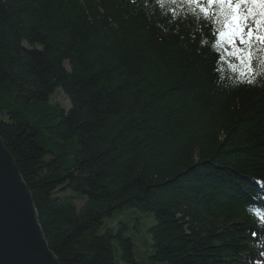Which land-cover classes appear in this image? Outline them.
I'll return each mask as SVG.
<instances>
[{
    "label": "trees",
    "instance_id": "1",
    "mask_svg": "<svg viewBox=\"0 0 264 264\" xmlns=\"http://www.w3.org/2000/svg\"><path fill=\"white\" fill-rule=\"evenodd\" d=\"M207 23L156 0H0V138L59 264H243L258 241L264 79L234 84ZM128 209L153 219L138 256L103 225Z\"/></svg>",
    "mask_w": 264,
    "mask_h": 264
},
{
    "label": "snow or ice",
    "instance_id": "2",
    "mask_svg": "<svg viewBox=\"0 0 264 264\" xmlns=\"http://www.w3.org/2000/svg\"><path fill=\"white\" fill-rule=\"evenodd\" d=\"M164 15L172 20L192 16L199 22L207 20L203 27L211 28L209 36L214 38L211 48L217 54L221 50L237 63L228 62L237 73L234 84H256L258 77L264 79V0H156ZM243 45L244 47L238 46ZM201 44H209L208 37ZM230 49V50H229ZM220 55L217 63L225 60Z\"/></svg>",
    "mask_w": 264,
    "mask_h": 264
},
{
    "label": "water",
    "instance_id": "3",
    "mask_svg": "<svg viewBox=\"0 0 264 264\" xmlns=\"http://www.w3.org/2000/svg\"><path fill=\"white\" fill-rule=\"evenodd\" d=\"M0 264H59L43 237L28 188L1 138Z\"/></svg>",
    "mask_w": 264,
    "mask_h": 264
},
{
    "label": "rangeland",
    "instance_id": "4",
    "mask_svg": "<svg viewBox=\"0 0 264 264\" xmlns=\"http://www.w3.org/2000/svg\"><path fill=\"white\" fill-rule=\"evenodd\" d=\"M238 43V42H237ZM54 101L58 102L61 106L67 107L68 100L66 97L61 93L60 90H56V93L53 96ZM112 219H105L103 221V225L110 226L111 221L113 219L119 220L126 224V229L124 234L127 236H134V246H133V253L134 255H139V253L144 249L143 241L145 238L147 239V229L149 226L153 224V219L150 214L136 211L133 209L123 210L120 212H116L112 215ZM118 221V222H119ZM135 229V230H134ZM113 246V258L114 260L118 261V253L116 251V243L115 240H112Z\"/></svg>",
    "mask_w": 264,
    "mask_h": 264
},
{
    "label": "bare ground",
    "instance_id": "5",
    "mask_svg": "<svg viewBox=\"0 0 264 264\" xmlns=\"http://www.w3.org/2000/svg\"><path fill=\"white\" fill-rule=\"evenodd\" d=\"M254 184L257 186L255 192L258 196L262 185L257 178L254 180ZM257 196H251V200L247 201L250 202L248 205V210L252 212L251 215L255 221V229L259 230L260 237L258 241L255 238L253 241L247 242V249L249 250V253L242 255L243 264H264V198L257 200ZM247 231L248 229L245 230V234ZM250 234L252 235L253 232L250 231Z\"/></svg>",
    "mask_w": 264,
    "mask_h": 264
}]
</instances>
